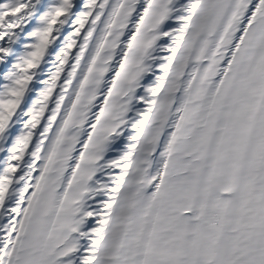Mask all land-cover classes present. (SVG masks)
<instances>
[{"label": "snow or ice", "instance_id": "1", "mask_svg": "<svg viewBox=\"0 0 264 264\" xmlns=\"http://www.w3.org/2000/svg\"><path fill=\"white\" fill-rule=\"evenodd\" d=\"M0 264H264V0H0Z\"/></svg>", "mask_w": 264, "mask_h": 264}]
</instances>
